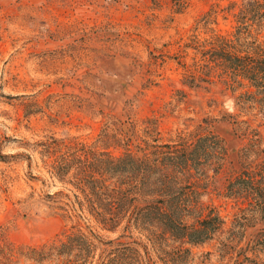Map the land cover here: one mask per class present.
<instances>
[{
  "label": "rangeland",
  "instance_id": "374dc122",
  "mask_svg": "<svg viewBox=\"0 0 264 264\" xmlns=\"http://www.w3.org/2000/svg\"><path fill=\"white\" fill-rule=\"evenodd\" d=\"M245 1L0 0V264H264V224L239 226L225 197L250 144L240 124L260 136L249 162L264 161V111L241 108L246 89H228L217 70L186 82L200 46L233 39ZM253 35L264 45V29ZM151 128L161 143L201 131L224 140L203 198L224 221L212 240L104 228L52 168L140 153Z\"/></svg>",
  "mask_w": 264,
  "mask_h": 264
},
{
  "label": "trees",
  "instance_id": "16d2710c",
  "mask_svg": "<svg viewBox=\"0 0 264 264\" xmlns=\"http://www.w3.org/2000/svg\"><path fill=\"white\" fill-rule=\"evenodd\" d=\"M236 18L233 39L220 36L200 46L202 63L188 69L186 82L193 86L204 81L202 74L211 76L217 70L228 89H246L237 96L241 108L264 111V45L253 35L264 29V0H246ZM245 124L238 126L251 136L240 156L244 166L225 188V197L240 206L239 226L264 224V161L249 162L260 136L249 125L243 129ZM155 133L154 128L146 131L151 141H143L140 153L95 155L90 162L63 158L52 168L74 187L81 210L86 207L104 228L116 230L124 224L125 230L135 229L153 242L168 235L195 245L212 240L224 221L203 198L226 163L224 140L201 131L161 143Z\"/></svg>",
  "mask_w": 264,
  "mask_h": 264
}]
</instances>
